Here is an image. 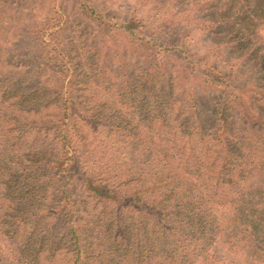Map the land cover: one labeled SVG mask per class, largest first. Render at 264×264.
Instances as JSON below:
<instances>
[{
  "label": "trees",
  "instance_id": "trees-1",
  "mask_svg": "<svg viewBox=\"0 0 264 264\" xmlns=\"http://www.w3.org/2000/svg\"><path fill=\"white\" fill-rule=\"evenodd\" d=\"M182 1L191 6L176 11L184 18L169 16L177 0H162L145 19L159 25H118L145 49L134 63L112 59L105 37L115 25L92 31L82 44L90 76L62 51L44 54L43 41L3 49L0 264H264V77L234 96L218 62L201 70L180 50L173 26L187 20L207 34L236 21L264 25V0ZM56 5L62 19L64 1ZM58 26L49 36L68 27ZM14 56L23 71L7 70ZM177 65L188 90L168 70ZM190 77L201 78L202 98Z\"/></svg>",
  "mask_w": 264,
  "mask_h": 264
},
{
  "label": "rangeland",
  "instance_id": "rangeland-1",
  "mask_svg": "<svg viewBox=\"0 0 264 264\" xmlns=\"http://www.w3.org/2000/svg\"><path fill=\"white\" fill-rule=\"evenodd\" d=\"M61 1V0H60ZM64 1V9L65 15H62V19H60V13L55 14V11L52 7L58 8L56 5L57 0H0V5L3 3L4 10L0 11V55L1 60L5 59V54H3L4 48H9L11 50H16L15 43L24 42L29 47H33L35 43L43 41L44 43V54L49 55V57L56 56L60 54L61 51L66 55V59L69 61L68 56L77 65L78 70L86 71L87 75H92L91 69L93 68V62L87 58L88 52L84 51L82 46L85 39H89L94 36L92 31H97L102 28V25H115L117 33L114 37H110V34L106 35L105 42L107 43V47L114 51L117 54L115 58L112 59H122L126 62L134 63L135 56L139 53L145 51L140 47V43L137 41L127 40L128 35L123 33L117 27L118 25H124L125 21L130 20L135 22L134 20H144L142 25H159V22H153L145 20L148 14L153 11V7L156 2H161L162 0H63ZM177 4L173 11H168L169 16H181L185 17L184 11L176 12L178 10H188L191 8L189 2L183 3L182 0H177ZM81 5V7H80ZM63 6V5H62ZM252 2H247L242 4V9H245V14L248 15V8L251 9ZM77 7H80L81 11H77ZM236 8L230 9L229 14H233L235 12H240L239 5L235 6ZM254 8V7H253ZM1 9V7H0ZM95 11L96 16H99L101 21H97L94 18L88 16L87 12L89 10ZM52 10V12H51ZM59 11V10H58ZM243 11V10H242ZM180 13V14H179ZM179 14V15H178ZM173 18V17H172ZM177 19L175 18V21ZM59 21L62 25H68L65 31H61L58 33L51 35L52 31H57L60 27ZM231 21V20H229ZM173 26H177L176 28L180 30V36L177 37L176 44L180 43V50L183 52H187L189 54H193L190 59L193 60L196 67L199 69H204L203 67L208 64H213L218 62V72L221 74H225L226 78L223 80L229 81L233 88V95L239 96L243 93V91H247V93H253L256 83L257 86L262 83L260 78L264 77V64L262 66L258 65V67L254 68L255 64L260 61H264V25L262 20H257V25L253 24H241L240 21H236L234 28L229 32H221V33H207L200 32L197 28L198 25H189L186 21H178ZM103 25V26H104ZM169 26V24H167ZM105 27V26H104ZM147 29V27H145ZM240 29L239 32H237ZM61 29H59L60 31ZM154 33L153 29H148ZM166 31V30H163ZM162 31V32H163ZM162 32L160 35H162ZM174 31L168 32V36H165L166 39L163 40V43L169 42L171 39V35ZM233 34L236 38H229L230 35ZM53 38L51 40L50 38ZM228 38L230 40H228ZM95 39V38H92ZM149 39V38H148ZM236 39V40H235ZM243 39H247V43L243 46V48H231L230 43H242ZM131 41V42H130ZM261 41L263 44H261ZM74 43V51L70 46V43ZM218 43V44H217ZM230 45V46H229ZM243 45V44H242ZM61 46V47H60ZM227 46V47H226ZM57 50L53 52L52 49ZM222 48V50H221ZM258 48L257 55H250L254 53V50ZM66 51V52H65ZM71 51H73L72 55ZM189 54L187 56H189ZM239 55L242 57L240 58ZM140 56V55H139ZM206 57L208 62L203 59ZM240 58V59H239ZM17 56L12 58L11 63L5 66L8 71L17 72L23 71L24 67L17 62ZM143 61V60H142ZM244 61V62H243ZM2 63V62H1ZM240 63H244L241 67V71H238V65ZM202 66V67H201ZM194 67V65L192 66ZM169 66L167 67V69ZM195 68V67H194ZM174 70V71H171ZM173 73L175 78V85L177 84V88L187 89L188 84L187 81L182 79L183 74H180V67L177 65L174 68L168 69ZM196 70V69H195ZM236 70V71H235ZM177 71V72H176ZM179 71V72H178ZM233 75H235L233 77ZM244 75V76H242ZM256 75V76H255ZM239 76L242 78L239 79ZM190 81H192L193 88H196V91L199 97L202 98V81L201 78L196 77V79H192L190 77ZM239 87L238 89L235 88ZM178 89L176 91H178ZM236 89V90H235ZM242 89V92L240 90ZM188 90V89H187ZM179 92V91H178ZM226 91H222L217 94L223 97ZM213 95V92H210ZM217 101V105L222 103L223 98ZM231 100L234 99L233 96L230 97ZM206 101L205 98L202 99V102ZM233 107H236L238 102H230ZM203 115H208L204 119V121L212 119L211 122H207V131L211 132L210 128L214 125L213 123V113L212 111L209 114L204 113ZM233 120H236L234 115ZM212 129V128H211ZM259 178V177H258Z\"/></svg>",
  "mask_w": 264,
  "mask_h": 264
}]
</instances>
